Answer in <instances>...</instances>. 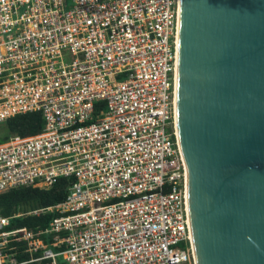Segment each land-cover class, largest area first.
<instances>
[{"label": "built area", "instance_id": "1", "mask_svg": "<svg viewBox=\"0 0 264 264\" xmlns=\"http://www.w3.org/2000/svg\"><path fill=\"white\" fill-rule=\"evenodd\" d=\"M180 0H0V194L65 200L0 216V264H196L175 127ZM103 107L95 108V104ZM54 213L44 227L14 219Z\"/></svg>", "mask_w": 264, "mask_h": 264}, {"label": "water", "instance_id": "2", "mask_svg": "<svg viewBox=\"0 0 264 264\" xmlns=\"http://www.w3.org/2000/svg\"><path fill=\"white\" fill-rule=\"evenodd\" d=\"M178 27L196 264H264V0H180Z\"/></svg>", "mask_w": 264, "mask_h": 264}, {"label": "trees", "instance_id": "3", "mask_svg": "<svg viewBox=\"0 0 264 264\" xmlns=\"http://www.w3.org/2000/svg\"><path fill=\"white\" fill-rule=\"evenodd\" d=\"M103 107V103L95 104V108ZM5 134L0 138V143L17 136L25 138L38 134L43 128V119L39 112L15 115L3 124ZM71 178L58 179L49 189L23 187L8 190L0 194V216H11L18 211H27L34 208H46L65 200L68 194ZM54 213L41 216H22L13 220L17 226L34 228L44 227L54 217Z\"/></svg>", "mask_w": 264, "mask_h": 264}, {"label": "bare ground", "instance_id": "4", "mask_svg": "<svg viewBox=\"0 0 264 264\" xmlns=\"http://www.w3.org/2000/svg\"><path fill=\"white\" fill-rule=\"evenodd\" d=\"M177 70V69H176ZM175 102H176V80H175ZM177 117H176V108H175V127H176V129H177ZM178 144H179V142H178ZM179 147H180V145H179ZM181 151V150H180ZM182 154V153H181ZM192 239V238H191Z\"/></svg>", "mask_w": 264, "mask_h": 264}, {"label": "rangeland", "instance_id": "5", "mask_svg": "<svg viewBox=\"0 0 264 264\" xmlns=\"http://www.w3.org/2000/svg\"><path fill=\"white\" fill-rule=\"evenodd\" d=\"M5 134V130L3 128V125L0 124V138Z\"/></svg>", "mask_w": 264, "mask_h": 264}]
</instances>
